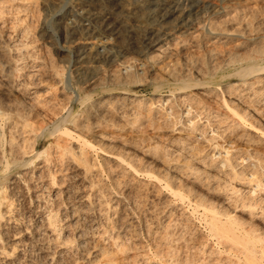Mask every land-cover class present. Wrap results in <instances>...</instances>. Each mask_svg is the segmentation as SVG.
<instances>
[{"label": "rangeland", "instance_id": "1", "mask_svg": "<svg viewBox=\"0 0 264 264\" xmlns=\"http://www.w3.org/2000/svg\"><path fill=\"white\" fill-rule=\"evenodd\" d=\"M3 1H5L3 6L9 2L4 6V9L8 6L5 14L7 12L9 14L2 15L0 23H6L8 28L13 21L26 18L23 25L27 29L30 27L29 35L32 32L28 38L30 41L27 40L29 48L37 51L36 55L24 56L19 62V64H28L27 72L20 71L16 74L17 77L15 75L13 78L15 86L18 84L19 89L23 90L20 85L27 81L30 94H40L42 100H59L71 96L72 93L70 98L72 100L66 102L65 106H74L76 114L80 115L84 114L92 104L108 101L107 104L112 106L126 96H129L130 100L137 99L135 102L122 103L123 108L121 107L120 111L97 114L91 118L94 148L87 150L90 168L85 175L83 186L90 195L92 216L98 226L93 240L108 249L112 247L114 252L117 250V254H114L117 264H219V262L226 264L229 260L233 262V256L223 250L215 238H212V234L202 221V212L196 214L188 204L183 206L184 204L166 189L164 182L161 184L158 180L149 177L153 174L157 176L166 168H171L170 170L173 171L174 165L179 163L180 141L193 138L182 125L185 119H182L181 123L176 122V125L171 124L172 118H162L160 112L157 113L156 107H160L162 100L173 99L172 89L178 87L180 81L188 78L203 81V72H210L208 75L211 76V72L213 74L218 70L215 83L209 84V87L193 88L188 94L194 97L197 94L208 106L210 105L209 108L213 111V119L211 117L213 125L218 124L215 122L218 114L221 118L226 117L223 118L225 119L223 124L215 127V131L220 128L214 136L218 145L233 152L244 153H251L256 148L264 154V136L260 135L259 131L248 127H245V130L243 128H238L236 131L228 130L227 126L232 125L231 114L221 102L222 97H225L244 114L251 115L249 118L257 128H264V75L254 77L257 79V84L252 88L247 86L243 90L240 88L239 91L229 90V85L239 83L240 77L236 75V68L239 67L240 61L244 62L252 56L264 64V56L258 53L264 47V0L234 2L232 0H23L25 2L22 1L23 4L21 0H17L15 4L12 0ZM13 7L19 11L17 12ZM175 12L182 13V18L176 20L178 13L176 15ZM7 28L5 30H8ZM164 33L169 34L166 37L167 41H164L163 49L158 50L161 53L157 50H149L148 43ZM42 65H46L47 71L57 67L61 73L63 72L65 81L62 84L58 83L57 86L46 74H43L45 78L39 76L43 80L35 77L32 81L27 79L26 75L30 70L35 71L38 69L35 67ZM130 73L135 79L132 78L134 80L129 85H123L116 79L118 76L125 78ZM255 79L252 81H256ZM162 81L171 84L163 85ZM63 87L66 89L64 90ZM1 88L3 90L0 92V98L3 99L0 100L1 102L9 104L12 100L22 99L21 90L18 92L15 88L17 92L14 90L9 92L4 85ZM254 91L263 94L256 97ZM73 99L87 101L84 104L75 100L73 102ZM181 100L179 97L175 99L176 104L181 105ZM53 102L50 106L56 104L54 109L58 111L60 108L57 106L58 101H55V104ZM164 105L165 108L168 106L166 103ZM180 105L177 106L179 114L185 109ZM148 108L151 110H147ZM137 109L139 112L136 111ZM141 109L142 112L145 111L142 114ZM53 111V107L51 112L48 111L49 115H52L49 116L51 120L54 118ZM146 113H149L148 117ZM41 118L39 124L44 125L45 118ZM205 119L203 123L207 120ZM46 122V126L49 125V122ZM212 132V129L207 131L208 137L213 136ZM199 139L212 156L211 143L200 136ZM65 141L61 142V145L68 147L72 145L71 141L67 139ZM40 142L41 147L51 142V145H58L54 137H50L49 140L41 138ZM162 148L172 154L171 166L165 165L156 157L154 150ZM118 156L123 158L120 159ZM68 159L62 161L57 159L54 162L56 167L52 169V173L56 172L54 185L57 191L63 187L61 176L66 171L59 172V170L63 166V169L70 167ZM42 164V159H37L36 167ZM28 168L25 166L12 168L10 180L21 177L29 171ZM68 172L72 173V169H68ZM45 174L49 175L47 172ZM46 178L49 179L50 175ZM23 181L12 185L13 191L8 190V193H12L13 198L17 199L15 201L18 203L15 204L18 212L13 211L16 215L12 212L6 213L5 206L2 210L6 214L1 221V225L4 226L10 217L11 222L13 221L11 224L16 223L20 233L17 231L19 234H15L10 231L9 234L12 236L7 238L10 240L6 237L3 240L8 245V251L9 249L11 251L14 239L26 241L24 246L28 247L22 249L25 257L28 255L29 259L26 257L25 261L31 260L32 262L28 264H38L42 252L55 241V238L51 236V232H48V237H35V231L41 227L40 217L45 205L39 203L34 189L30 188L32 185L35 186L33 184L36 183L35 179H31V182L29 179ZM63 202L62 200L58 230L68 228L70 221L66 219L68 213ZM59 233L61 232L55 233L57 241L53 242L54 246L60 244ZM34 259L37 261L35 262Z\"/></svg>", "mask_w": 264, "mask_h": 264}, {"label": "bare ground", "instance_id": "2", "mask_svg": "<svg viewBox=\"0 0 264 264\" xmlns=\"http://www.w3.org/2000/svg\"><path fill=\"white\" fill-rule=\"evenodd\" d=\"M12 1L14 2L13 4L17 2V0ZM12 1H10V3H12ZM22 1L23 0L20 2L22 3ZM232 1L234 2L236 0ZM3 2L5 3V1L0 0V21L2 15H4L5 11L8 9H6V7H8L6 6L5 10L4 6L9 3L7 2L3 6ZM13 8L15 9V7ZM7 13L9 14V12ZM182 16L183 14H180L179 12L175 19L178 20L182 18ZM20 17L21 16H19V18ZM16 18L14 20H16ZM24 20L27 19H17L15 22L13 21L11 26L8 28L6 23H0V92L3 91L1 88L2 85L7 87L9 92L13 90L16 91L15 88L18 90V92L21 90L17 87L18 84L15 86L13 78L20 71L27 72L26 69L28 64H19V62L22 61L24 56H33L37 54V51L31 50L29 48L28 41L30 40L28 38L32 32L29 35L30 27L28 25V29L24 27ZM5 28L8 30H5ZM168 34L164 33L159 35V37H157L155 40L149 42V50L153 49L158 51L163 49L164 41L166 40ZM158 52L161 53V51ZM258 53L264 56V47ZM25 63L27 62L25 61ZM239 63V67L236 68V75L240 77V79H238L240 84H232V86L229 85V90L231 92L239 91L240 88L243 90L247 86L252 88L255 84H257V79L254 77L264 75V64H261L256 58L252 56L247 58L244 62L240 61ZM35 68L38 69L35 71L30 70V72L27 73V79L32 81L33 77H35V79L38 78L39 80H43L41 77L43 74H46L53 80V82H55L54 84L56 85L58 83L62 84V82L65 81L63 80L62 76L63 72L61 73L57 67H52L50 71H47L46 65ZM217 71L218 70H216L213 74L211 72V76L208 75L210 72H203V81H195L193 78V81L191 78H188L185 81L182 80V82L180 81L179 86L172 89L171 93L173 99L167 101L162 100L160 107H156L158 108L157 113L160 112L162 118H172L171 124L173 123L176 125V122L181 123L182 119H185L182 125H184L183 127L186 128V132H189L190 137L193 138L180 141L179 147H181V152L178 157L179 163L174 165L173 171L170 170L171 168H166L162 172H159L157 176L152 173L154 176L152 175L149 177L158 180L161 184L164 182L166 189L169 190L173 196L178 199V201L182 202V204H184L183 206L188 204L189 208L191 207L193 212H196V214L202 212V221L206 224L210 234H212V238H215L217 243L222 246L223 250H226L230 255L233 256L231 257L234 261L232 262L229 260V262L226 264H264V154H262L260 150L256 148L251 153H244L240 151L233 152V150L230 151L218 145L216 142L217 138L214 136L219 132V127L217 128V131H215V127L223 124L226 117L224 116L225 119H223L224 117L222 116L223 118H221V116L218 114L215 119V122L218 124L216 125L214 123L213 125V111L211 110L212 108H209L210 105L208 106L206 101L202 98H199L197 94L195 97L192 94H188V92L193 88L209 87V84L215 83L214 80L218 75ZM39 76L41 77L39 78ZM15 77H17V75ZM132 78L134 77L131 75V73L125 78H121L120 76L116 77L118 82L123 85H129V83L135 79ZM253 79L256 81H252ZM176 81V83H178V80ZM26 82L24 81V84L21 83L20 85V87L23 89L20 91L22 98L21 100H12L11 103L9 102V104L0 101V264H28L32 262L31 260L25 261L28 255L25 257L22 248L26 247L24 246L26 241L14 239V242L11 245L13 246L11 251L10 249L8 251V245L4 243V237L7 239L9 236H12L9 234L10 231L15 232V234L20 233V230L17 228L18 225L16 223L11 224L13 221L11 222L10 217V220L7 218L8 222H6V225H1L2 218L5 217L6 213H15L13 211L18 212V209L16 210V204L18 202L16 203L15 201L17 199L13 198L12 193H8V190H12V185H16L19 181H27L28 179L30 180L29 182H31V179H35L36 183H33L35 186L32 185V187H29L34 189L39 203L42 202L45 205V210L40 217L41 227L39 229L37 228V231H35V237L43 238L47 236L48 232H51L53 234H51V236H54L55 241H57V235H55V233L57 234V232H61L58 236V239H60V244H56L54 246L55 243L53 242L55 241H53L52 244L45 248L40 256V259L38 258V264H59V262L60 264H117L114 258V254H117V250L115 249L116 252H114V249H111L112 247L108 249L104 244V246L101 244L99 245L93 240V237L97 233L98 226L96 225V222L93 218L94 216H92L93 213L91 212L92 206L90 195L87 193V191H85L86 187L83 186V182L85 180V175L89 172L90 168L87 150L88 148H94V140L91 134L93 131V123L91 122V118L97 114H107L110 111V114L117 112L119 109H121V107L123 108L122 103L126 101L135 102L137 99L130 100V97L126 96V98L118 100L116 102L117 104H112V106L111 104H107L108 101L96 105L92 104L87 111L85 110V113L83 112L84 114L80 115L76 114V109L74 106H65L66 102L69 103V100H72L70 99L72 98V93L71 96H65L63 99L60 98L59 100H42L39 96L40 94H30L27 86L28 83ZM162 83L163 85L171 84L164 81H162ZM215 86L217 87L218 85ZM65 89L66 88H64V90ZM211 90L214 91L215 89ZM262 90H260V92ZM176 93L179 95L177 96ZM262 94L263 93L254 91V96L256 97L260 95L262 96ZM175 96H177V98L179 97V100L182 99L181 105H183L185 108H183V113L180 112L179 114L177 111V106L180 104H176L175 99L177 100V98ZM27 98L29 100H25ZM80 99L82 98L80 97ZM0 100L3 101L1 98ZM74 100L75 102L80 101L84 104L87 101L73 99V102ZM53 101H58L57 106H60V108H57H59L60 111L59 109L58 111H55L57 109H54L56 104ZM52 102L55 104L54 106H50ZM138 102L141 103L142 101L138 100ZM178 102L180 103V101ZM221 102H223V107L226 109V111L230 112V118H232V125L227 126L229 127L228 130L232 129L233 131H236L238 128L244 129L245 127H248L252 130L255 129L259 131V134L264 136V128H257L249 118L251 115L248 116L247 114H244L240 109L227 101L225 97H222ZM165 103L168 105L166 108L164 107ZM52 107L54 110V113H52L54 118L51 120V118H49L50 115L48 111L51 112ZM153 107H151V109ZM149 109L150 108L147 110ZM45 111H47V113ZM136 111H138V109ZM143 112L145 111L143 110ZM143 112L141 109V114ZM148 114L146 115L147 117L149 116ZM184 114L186 115V118H184ZM135 115L137 114L135 113ZM41 117L45 118V122L40 120L44 123V125L42 123L39 124V119ZM204 119L206 120L205 123L202 122ZM46 121L49 122V125L47 126ZM209 129L213 130V136L209 135L210 137H208L207 131H209ZM199 136L202 137L203 140L211 143L210 147L213 149L212 156L208 153L207 147L199 141ZM50 137H54V139L56 138L58 145H51V142L41 147V138H48L49 140ZM66 139L71 141L72 145L67 143L70 147L61 145V142H66ZM217 148L219 149L218 151ZM58 153L60 156L57 157V155H59ZM154 153L156 157L160 158L165 165L171 166V162L173 160L171 159L172 154H170L169 151H166L165 148H162L155 149ZM119 157L120 156H118V158ZM121 158L123 157H120V159ZM37 159H42V166L36 167L35 163ZM57 159H60L61 161L68 159L71 168H67L72 169V173L68 172V174V169H63L64 166L61 169L59 167V172L66 171L61 176V183H64L62 184L63 187H60V190L58 191L54 185V183H56V172L52 173V169L56 167L54 162ZM164 164L162 165L164 166ZM22 166L29 167V171H27L24 175L22 174L23 176L21 175V177H17L11 181L9 177L11 169ZM38 170H40V172H37ZM46 172L50 175L51 179L46 178V176H49L45 174ZM139 173L141 172L139 171ZM149 173L151 172L149 171ZM62 200L64 201L63 203H65V211L68 213L66 219L68 218L70 221L67 226L68 228L60 229L58 227V230L57 224L61 222L59 215H61L60 212H62ZM5 206L7 207L6 213H4L5 211L3 212L2 210ZM14 215H16V213ZM17 231L19 233H17ZM31 239H33L32 236ZM34 241H36V239H34ZM8 242L9 241H7V243ZM110 245L112 246V244ZM118 247H121V245H118ZM27 259L29 258L27 257ZM36 259H34L35 262L37 261ZM219 264L223 263L219 262Z\"/></svg>", "mask_w": 264, "mask_h": 264}]
</instances>
